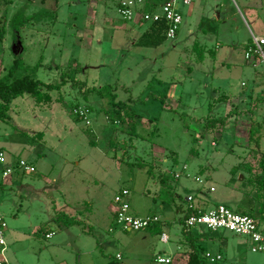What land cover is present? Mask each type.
Masks as SVG:
<instances>
[{
  "label": "rangeland",
  "instance_id": "374dc122",
  "mask_svg": "<svg viewBox=\"0 0 264 264\" xmlns=\"http://www.w3.org/2000/svg\"><path fill=\"white\" fill-rule=\"evenodd\" d=\"M121 1L10 0L0 8V76L21 57L25 75L45 84L67 80L51 104L25 95L13 101L10 122L0 121V210L11 264H156L158 254L185 264L190 243L179 239L188 196L207 198L204 210L223 204L258 217L264 109L254 104L264 94V64H247L245 53L253 37L264 38V0L181 5L177 37L156 49L134 45L147 25L126 22ZM112 95L136 114L137 137L106 121ZM222 95L229 99L220 103ZM77 105L93 108L89 124L70 113ZM230 113L223 131L205 129L208 116ZM255 127L259 148L249 141ZM21 160L35 173L25 174ZM122 189L137 216L166 220L174 212L169 243L153 234L140 241L116 225ZM203 230L200 254L210 255L203 264H264V252L253 253L245 237ZM48 232L55 236L46 239Z\"/></svg>",
  "mask_w": 264,
  "mask_h": 264
},
{
  "label": "built area",
  "instance_id": "2783aa9c",
  "mask_svg": "<svg viewBox=\"0 0 264 264\" xmlns=\"http://www.w3.org/2000/svg\"><path fill=\"white\" fill-rule=\"evenodd\" d=\"M192 2L193 0H122L118 7V13L125 21L140 25L165 20L168 23L166 37L173 40L177 37L183 23L180 6H191ZM252 40L253 47L245 53V60L247 64L255 67L256 62L264 64V38L253 37ZM74 113L89 124L86 110L80 108L76 109ZM4 156V153H0V163ZM19 167L27 175L35 173V168L24 160L19 161ZM10 173L11 169H7L4 176H8ZM195 180L202 183L199 178ZM210 191L213 192L214 188H211ZM129 196V190L122 189L114 198L113 214L116 225L121 230L139 232L162 222V217L157 214L144 217L135 215L132 212ZM186 202L190 207L194 206L193 197L189 196ZM185 227L188 231L202 228L212 232L226 230L240 237H245L249 241L253 253L264 252V231L260 223L249 216L235 213L224 205H218L205 212L199 211L196 215H190L186 219ZM7 230V222L0 210V264H11L7 258ZM51 237L52 234L47 235L48 239ZM161 242H169L167 234L161 235ZM207 257L210 258V255L208 254ZM156 262L157 264H173V259L159 255ZM212 262L214 261L212 260Z\"/></svg>",
  "mask_w": 264,
  "mask_h": 264
},
{
  "label": "trees",
  "instance_id": "16d2710c",
  "mask_svg": "<svg viewBox=\"0 0 264 264\" xmlns=\"http://www.w3.org/2000/svg\"><path fill=\"white\" fill-rule=\"evenodd\" d=\"M10 0H0V8L5 7L9 5ZM1 11V10H0ZM127 22V21H126ZM139 26H144L147 25L146 30L141 34V36L137 39L135 42L136 47H142V48H151V49H156L163 45V43L167 40L166 33L168 29V23L165 20H161L159 22L155 23H148L144 25L140 24H135ZM179 33V32H178ZM178 35V34H177ZM5 39V29L4 26L0 28V44L3 43ZM253 47V40L250 41V44L248 46V50ZM193 51L196 53L197 60L199 62H204L205 60V49L204 47L200 46L199 44H194L193 46ZM26 66L24 62L22 61L21 57H18L14 60L13 65L10 67V69L4 74L3 76H0V121L4 123H8L11 120L10 117V110L13 104V101L16 100L19 97L25 96V95H30L32 98L35 99L36 103L39 105H49L53 101V97L51 93L53 91H59L62 87H64L67 84L66 78H62V82L58 84H45L41 82L40 80L30 77L29 75H25L26 72ZM191 68L188 69L190 71ZM191 73V72H190ZM103 88L102 90H105ZM109 92V91H108ZM264 93V92H263ZM223 96V97H222ZM218 100V102L222 103L224 99H229L228 96L222 95ZM230 101V100H229ZM110 108L106 110L105 117L106 121H108L109 124L113 125H121V131L124 132L127 131L126 129L128 128L129 130L127 133L132 135L133 137H137V126L135 123L132 122L136 118V114L134 111L131 109V107L128 106V104L121 102V101H116V96L112 95ZM264 109V94L261 96V98H258V100L255 102L254 107H259ZM212 107V106H211ZM84 109L88 112V117L92 114L93 108L91 106H80L77 105L71 110V114L74 115L76 118H78L80 121H83L82 118H80L78 115H75L74 111L76 109ZM230 115L226 116L224 118H213L212 116H208L205 119V129L211 131L216 128V126H219V130L223 131L228 126V121L230 119ZM258 123V127L261 126L262 123ZM118 130L115 129L114 135H118L120 133ZM258 133V130L255 128H251L249 130V135H250V142H253L256 147L259 148L260 146V136H256ZM43 134H39L37 138L42 137ZM117 141V139H116ZM115 143H113L114 145ZM0 153H3L2 150H0ZM260 165H261V175H259L257 184L259 185V190L262 192L264 191V154L261 157L260 160ZM247 170L251 173L252 168L251 167H246ZM151 169L148 171L150 173ZM237 168L232 170V174H236ZM251 183V182H249ZM258 191V197L261 195ZM263 199L260 201L259 208H258V217L255 218L253 215H251L248 212H254V209H246L245 211H241V208L238 207L237 211H234L235 213L241 214V215H246L249 216L253 219H255L260 225L264 222V196H260ZM195 200V198L193 197ZM231 210V209H230ZM205 212L206 210L200 208V207H195L192 206L190 207L187 203V208L185 209L184 212V218L181 219V225H182V231L183 234H185L186 240L190 243V248L191 252L188 253V259L185 264H203L204 260L203 258H208L206 256H202L200 254V250L202 249L200 243H198V238L196 237V234L193 232L197 230H192L188 231L185 227V222L186 219L190 215H196L198 212ZM233 211V210H232ZM166 224L163 222L157 223L155 225H152L145 229L146 231H149L153 235H162V227H164ZM264 225V223H263ZM199 229L200 230H203ZM264 230V229H263ZM209 231V230H207ZM212 232V231H211ZM184 240V241H186ZM184 243V242H183ZM184 245V244H183ZM106 264H118L117 261L112 260L109 261Z\"/></svg>",
  "mask_w": 264,
  "mask_h": 264
},
{
  "label": "crops",
  "instance_id": "0c3cea01",
  "mask_svg": "<svg viewBox=\"0 0 264 264\" xmlns=\"http://www.w3.org/2000/svg\"><path fill=\"white\" fill-rule=\"evenodd\" d=\"M252 36H254V35H252ZM134 45H135V43H134ZM244 84V83H243ZM4 173H5V171H4ZM4 173H3V178L4 179H6V178H8L9 176H4ZM215 192V191H214ZM189 197V196H188ZM206 203L208 204V202H207V198H200V197H195V203H193V205L195 206V207H201V208H205L204 206L206 205ZM187 204V203H186ZM218 205H223V204H217V205H215V206H218ZM215 206H212L211 208H213V207H215ZM225 206V205H224ZM208 209H210V207L208 206ZM207 209V210H208ZM144 216H147V215H144ZM144 216H141V217H144ZM173 220H176V216L174 215V212H170L169 214H168V217L166 218V220L164 219V217H162V222L163 223H167L164 227H162L163 229H162V233L161 234H167V229H168V227H169V222H171V221H173ZM170 228V227H169ZM112 231V230H111ZM194 234H196V237L197 238H200V240L206 235V232L204 231V230H197V231H195V232H193ZM49 234H52V237L51 238H53L54 236H55V233L54 232H48L47 234H46V239H48L47 238V235H49ZM149 234H152V233H150L149 231H146V230H143V231H139L138 232V234H137V237H138V239L141 241V240H144V241H149L150 240V238H149ZM168 235V234H167ZM161 236V235H160ZM169 237V236H168ZM186 235L185 234H183V236H180V239H179V245L180 244H183V242H184V240H186ZM51 238H49V239H51ZM48 239V240H49ZM160 241H161V239H160ZM169 242H170V238H169ZM168 242V243H169ZM140 244V243H139ZM164 244H167V243H164ZM9 251H10V247H9V243H8V241H7V258H8V260H9V262L11 263V262H13V256L12 255H9ZM157 256H159V254L158 255H154L153 256V261L157 264V262H156V258H157ZM161 256V255H160ZM162 256H165V255H162ZM167 257H170V256H167ZM12 258V259H11ZM117 259H119L120 258V256L119 255H117V257H116ZM170 258H172V257H170ZM173 259V264H176L175 263V261H176V259L175 258H172ZM107 263V262H106ZM105 263V264H106ZM62 264H65V263H62ZM75 264H80L79 263V261L77 260L76 262H75Z\"/></svg>",
  "mask_w": 264,
  "mask_h": 264
}]
</instances>
